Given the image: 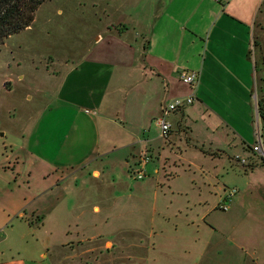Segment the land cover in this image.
Segmentation results:
<instances>
[{
  "label": "crops",
  "instance_id": "crops-1",
  "mask_svg": "<svg viewBox=\"0 0 264 264\" xmlns=\"http://www.w3.org/2000/svg\"><path fill=\"white\" fill-rule=\"evenodd\" d=\"M212 1L167 0L149 34L139 33L130 40L127 28L108 26L106 37L95 38L96 47L44 66L57 81L53 92L47 89V102L27 120L20 139L12 131L0 133V264H60V257L67 254L77 257V243L115 248L124 226L110 223L108 213L103 215L99 200L106 198L107 188L91 182L84 191L78 185L69 190L70 182L78 183L81 175L101 182L110 176L115 182L112 172L118 167L121 176L135 182L131 164L147 153L151 160L142 159L146 175L139 180L152 176L160 194L180 196L190 190L177 184L181 173L192 170L186 162L190 150L217 160L225 175L241 166L245 174L264 168L250 149L258 141L260 127L250 52L254 41L264 38V0ZM212 21L217 24L210 29V46L218 47L220 38L224 48L211 52L203 38ZM225 25L232 26L238 37H228ZM104 40L107 45L100 48ZM236 49L242 56L235 60L230 51ZM246 49V59H253L249 64L243 55ZM189 71L198 73L194 90L181 81ZM192 93L193 103L168 117L174 133L162 138L157 124L162 107ZM249 124L256 125L257 141L252 145L244 141ZM239 143L242 160L232 151ZM231 190L225 183L213 188L217 202L234 196ZM150 208L154 215L165 217L188 211L187 206L164 212L159 194ZM51 211L57 221L54 232L48 229ZM110 227L117 233L112 237ZM217 256V264H264V253L258 256L256 250Z\"/></svg>",
  "mask_w": 264,
  "mask_h": 264
},
{
  "label": "rangeland",
  "instance_id": "rangeland-1",
  "mask_svg": "<svg viewBox=\"0 0 264 264\" xmlns=\"http://www.w3.org/2000/svg\"><path fill=\"white\" fill-rule=\"evenodd\" d=\"M210 1L214 3L207 0V4ZM164 4H167V0H47L43 3L37 10L31 26L11 36L0 47V133L3 130L12 131L16 139H20L19 133L28 125L27 120L33 118L42 109L44 102H47V89L53 92L57 81L44 66L51 65L55 59H65L96 47L95 38L98 35L106 37L108 26L121 25L123 29L127 28L126 38L130 40L139 33L149 34L152 22L159 16ZM215 24L217 22H211L207 30L208 35L203 38L211 52L214 48L217 50L224 48L220 38H216L218 47L214 44L212 50L210 46L213 44V31L210 33V29ZM216 32L217 30L214 31L215 37ZM224 32L229 35L228 37L237 36L230 25L224 26ZM258 41V47L254 45L252 52L257 66L256 71L254 69L252 89L255 105L259 88L264 81V69L261 65L264 57V38ZM106 45L107 42L104 40L99 47ZM239 50L236 49L234 53L231 50V58L236 60L238 56H242ZM243 55L246 64L252 62V58L246 59L248 49ZM19 76H22V79H19ZM28 94L31 96L30 100L27 99ZM245 128L244 141L247 145H252L257 141L254 137L256 125L252 128L249 124ZM177 134L180 136L179 132ZM177 143L175 141L176 147ZM250 149L254 157L259 159L264 157L263 150L256 152L252 147ZM232 151L235 152L234 156L242 160L240 143L238 146L233 145ZM186 155V162L191 164L192 170L181 173L177 184L190 190L180 196L160 194L161 187L156 185L152 176L144 181L139 180L146 175L141 166L142 159L151 160L147 153L142 154L140 157L142 159L138 162L131 164L130 175L137 179L135 182L121 176L118 167L112 172L115 175V182H112L110 176H107L110 179L107 178L108 180L105 179L103 182L92 179L90 181L84 175L78 177V183L73 179L68 185L69 190L78 185V189L84 191L83 187L91 182L95 184L94 187L100 185L107 188L103 192L107 199L95 200H99L101 208L104 209L103 215L106 217L105 214H109L110 223L114 221L116 225L120 222L124 226V231L119 232L114 242L115 248L93 249L91 245L77 243L79 246L77 257L67 254L60 257L62 258L60 264L71 262L84 264L87 259V264H217V255L224 253L235 255L256 250L258 256L262 255L264 168L245 174L241 166L238 167L239 170L225 175L219 162L207 154L190 150ZM247 163L250 165V162ZM222 176L225 177L224 183L231 186L232 193L236 194L223 197L217 202L219 195L216 196L213 188L218 190L222 187L224 184ZM50 181L54 182V177H51ZM50 189L54 190L53 187ZM156 194H159V203L164 212L168 209L171 213L176 208L187 206L188 211L171 214L169 217L162 216L161 213L154 215L150 205L154 203ZM138 197L142 198L140 200L142 202L134 200ZM225 204L227 210L222 208ZM213 207H218V210L213 211ZM95 214L96 212L92 211L93 217ZM48 215V229L54 232L57 229L54 211ZM108 233L111 237L115 234L112 227ZM199 247L201 249H198ZM201 251L203 257L200 256Z\"/></svg>",
  "mask_w": 264,
  "mask_h": 264
},
{
  "label": "trees",
  "instance_id": "trees-1",
  "mask_svg": "<svg viewBox=\"0 0 264 264\" xmlns=\"http://www.w3.org/2000/svg\"><path fill=\"white\" fill-rule=\"evenodd\" d=\"M47 0H0V47L11 36L28 29L34 22L35 14ZM254 45L258 47L257 41ZM253 51L250 52L252 54ZM261 65L264 69V57ZM255 71L257 66L254 67ZM257 114L260 120V138L264 151V81L258 91ZM264 164V157L262 158Z\"/></svg>",
  "mask_w": 264,
  "mask_h": 264
},
{
  "label": "built area",
  "instance_id": "built-area-1",
  "mask_svg": "<svg viewBox=\"0 0 264 264\" xmlns=\"http://www.w3.org/2000/svg\"><path fill=\"white\" fill-rule=\"evenodd\" d=\"M181 81L183 84L190 86L194 90L196 88V85L198 84V81H199L198 73L197 72H184L181 75ZM194 100H195L194 93H192L188 97L174 99L162 107V113H161L160 117L157 119V124L159 126L160 135L162 138H167L171 132V124L168 121L169 115L171 113H174V112L180 110V109H183L186 106L191 105ZM253 150L256 152H258V151L262 152V150H263L262 142L260 139V134H258V141L254 145ZM222 208L227 210L226 205H223Z\"/></svg>",
  "mask_w": 264,
  "mask_h": 264
},
{
  "label": "water",
  "instance_id": "water-1",
  "mask_svg": "<svg viewBox=\"0 0 264 264\" xmlns=\"http://www.w3.org/2000/svg\"><path fill=\"white\" fill-rule=\"evenodd\" d=\"M255 99V98H254ZM257 105V104H256ZM256 115H257V121H258V125H259V119H258V114H257V107H256Z\"/></svg>",
  "mask_w": 264,
  "mask_h": 264
}]
</instances>
